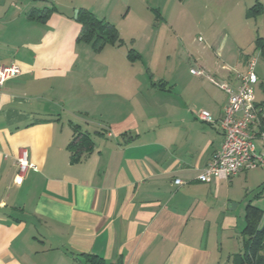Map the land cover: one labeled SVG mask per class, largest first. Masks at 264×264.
I'll list each match as a JSON object with an SVG mask.
<instances>
[{"label":"crops","instance_id":"obj_1","mask_svg":"<svg viewBox=\"0 0 264 264\" xmlns=\"http://www.w3.org/2000/svg\"><path fill=\"white\" fill-rule=\"evenodd\" d=\"M16 2L0 0V68L18 70L0 89V264H80L81 254L109 264H223L224 250L233 264L247 240L246 207L264 216L258 178L249 174L264 167L228 181L197 178L223 143L227 96L210 79L236 86L252 57L231 55L227 41L236 50L238 41L226 33L213 47L207 33L197 40L207 53L193 61L207 77L168 62L157 65L159 74L145 66L147 78L119 48L94 52L77 41V7ZM52 2L45 22L28 19ZM262 34L264 42V24ZM256 40L251 55L264 60ZM198 107L211 123L196 119ZM73 126L93 142L75 164ZM23 150L34 168L17 185ZM251 188L257 193L241 222L236 193Z\"/></svg>","mask_w":264,"mask_h":264},{"label":"rangeland","instance_id":"obj_2","mask_svg":"<svg viewBox=\"0 0 264 264\" xmlns=\"http://www.w3.org/2000/svg\"><path fill=\"white\" fill-rule=\"evenodd\" d=\"M27 2L30 0H18L16 4L20 6ZM60 3L77 7L73 11L70 10L73 17L79 9H85L98 20H104L113 25L123 42V45L118 47L120 52L126 55L130 50L136 52L139 56V60L136 61L138 68L143 70L138 74H145L147 78L149 74L146 67L155 72L157 65L168 62L173 65L181 64L187 71L191 68L196 69L194 59L199 57V53H207L205 47L207 33H210L213 47L221 35L226 33L230 39L238 41L237 50L233 49L236 47L231 40L227 41L228 48L233 52L231 55H238L242 51L251 57H256L258 60L256 75L260 82L264 79V60L259 53L251 55L255 40L263 37L264 0H184L182 2L177 0H60ZM257 4L263 7L262 12L254 13L256 17L246 19V11L257 10ZM51 5L53 2L50 7ZM199 37L205 41L198 42ZM202 47H205L204 50ZM139 51L143 61L140 59ZM209 54L214 60L212 49L209 50ZM189 76L191 75H182V80L190 81ZM260 89L256 86L255 94L258 100L263 98ZM198 110L202 108L198 107L195 111ZM262 172H264L262 169H258L249 174H254L255 179L258 178L257 206L264 211V197L259 196L262 191L259 182ZM251 189L237 190L236 193L241 203V208L236 210V214L241 217V222L244 220L242 210L249 201H254L257 193L254 192L255 188ZM240 212L242 214H239ZM263 225L264 216L260 220L259 227ZM238 246L240 248V243ZM221 256L222 263L226 264L229 256L225 254V250ZM235 257L237 256H232V260Z\"/></svg>","mask_w":264,"mask_h":264},{"label":"built area","instance_id":"obj_3","mask_svg":"<svg viewBox=\"0 0 264 264\" xmlns=\"http://www.w3.org/2000/svg\"><path fill=\"white\" fill-rule=\"evenodd\" d=\"M257 58L247 62L246 71L236 75V86L226 82L210 81L227 96L220 122L223 132V143L218 152L212 155L207 166L201 171L197 180L210 183L213 179L230 180L241 172L264 167V101L258 102L255 87L258 78L255 74ZM196 77H207L203 70H190ZM18 75L16 67L0 68V89L3 83ZM202 123H211V114L206 110L194 112ZM18 175L15 184L20 185L23 176L34 168L28 162L26 151L17 158ZM182 185L180 180L173 182Z\"/></svg>","mask_w":264,"mask_h":264},{"label":"trees","instance_id":"obj_4","mask_svg":"<svg viewBox=\"0 0 264 264\" xmlns=\"http://www.w3.org/2000/svg\"><path fill=\"white\" fill-rule=\"evenodd\" d=\"M182 2L184 0H177ZM262 6L257 4V10H247L246 17H256L255 14L262 12ZM53 6L41 11L32 10L28 14V19L32 21L45 22L54 12ZM255 13V14H254ZM76 22L80 25V32L77 41L90 45L94 52L100 51L104 46L121 47L123 44L116 28L104 20H98L93 14L85 9H79ZM260 48H264L261 39L256 40ZM127 59L130 62L139 60V56L133 50L128 51ZM260 90L264 97V81L260 84ZM74 137L68 145L71 153L70 162L75 164L80 161L82 155L89 153L93 149V142L87 133L79 131L77 126H73ZM262 212L252 206L246 207V226L242 235L247 238L243 244V252L234 259L233 264H264V225L259 227ZM80 264H109L102 258L93 254H81ZM113 264V263H112Z\"/></svg>","mask_w":264,"mask_h":264},{"label":"water","instance_id":"obj_5","mask_svg":"<svg viewBox=\"0 0 264 264\" xmlns=\"http://www.w3.org/2000/svg\"><path fill=\"white\" fill-rule=\"evenodd\" d=\"M77 14H78V13L76 12V13H75V16H74V19H75V20H77ZM233 207H235V206H230V209H232Z\"/></svg>","mask_w":264,"mask_h":264}]
</instances>
